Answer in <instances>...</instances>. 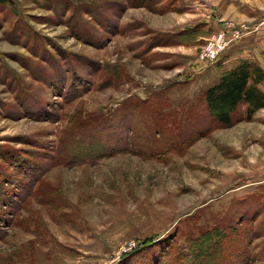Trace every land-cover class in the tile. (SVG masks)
<instances>
[{"label":"rangeland","instance_id":"374dc122","mask_svg":"<svg viewBox=\"0 0 264 264\" xmlns=\"http://www.w3.org/2000/svg\"><path fill=\"white\" fill-rule=\"evenodd\" d=\"M241 60L264 68V0L0 4V264H205L227 227L216 264H264V109L204 104Z\"/></svg>","mask_w":264,"mask_h":264},{"label":"trees","instance_id":"16d2710c","mask_svg":"<svg viewBox=\"0 0 264 264\" xmlns=\"http://www.w3.org/2000/svg\"><path fill=\"white\" fill-rule=\"evenodd\" d=\"M9 3L10 0H0V4ZM263 82L264 68L261 65L248 60L235 63L205 91L204 104L207 115L223 126L231 125L236 114L241 120L251 121L259 110L264 109V91L260 88ZM216 230L214 229V233L206 232L208 235L205 234L207 236L200 243V247L191 248L194 250L192 257L195 260L203 259L205 264H216L221 255L225 260L236 255L238 250H234L233 243L237 239L232 232L233 227L223 230V236L216 234Z\"/></svg>","mask_w":264,"mask_h":264},{"label":"built area","instance_id":"2783aa9c","mask_svg":"<svg viewBox=\"0 0 264 264\" xmlns=\"http://www.w3.org/2000/svg\"><path fill=\"white\" fill-rule=\"evenodd\" d=\"M229 30H231L232 36H228L230 35ZM238 33L235 24L233 22H228L223 31H220L211 39L206 40L205 44L200 49L199 59L203 62L214 60L225 51L232 40L238 37Z\"/></svg>","mask_w":264,"mask_h":264},{"label":"water","instance_id":"95a60500","mask_svg":"<svg viewBox=\"0 0 264 264\" xmlns=\"http://www.w3.org/2000/svg\"><path fill=\"white\" fill-rule=\"evenodd\" d=\"M141 244L139 243V246H140Z\"/></svg>","mask_w":264,"mask_h":264}]
</instances>
